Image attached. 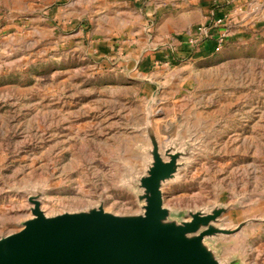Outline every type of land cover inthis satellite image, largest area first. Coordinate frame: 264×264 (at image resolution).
I'll return each mask as SVG.
<instances>
[{"label":"rangeland","instance_id":"obj_1","mask_svg":"<svg viewBox=\"0 0 264 264\" xmlns=\"http://www.w3.org/2000/svg\"><path fill=\"white\" fill-rule=\"evenodd\" d=\"M130 1L0 0V239L34 198L48 216L141 214L155 136L181 155L162 186L170 220L225 209L216 227L240 229L208 248L264 264V38L145 65Z\"/></svg>","mask_w":264,"mask_h":264},{"label":"water","instance_id":"obj_2","mask_svg":"<svg viewBox=\"0 0 264 264\" xmlns=\"http://www.w3.org/2000/svg\"><path fill=\"white\" fill-rule=\"evenodd\" d=\"M151 156L147 175L140 179L141 214L118 216L99 207L48 216L41 202L31 199L32 217L19 232L0 239V264H222L205 241L240 228L216 227L226 213L222 208L171 221L162 186L175 177L181 155L169 150L163 155L153 136Z\"/></svg>","mask_w":264,"mask_h":264},{"label":"crops","instance_id":"obj_3","mask_svg":"<svg viewBox=\"0 0 264 264\" xmlns=\"http://www.w3.org/2000/svg\"><path fill=\"white\" fill-rule=\"evenodd\" d=\"M130 4L131 15L127 14L125 19L135 13L141 31L148 35V38L140 37L138 45L139 50L147 53L145 65L176 59L201 61L215 55L216 39L223 32V25L213 28L211 36L195 49L188 46L187 40L199 26H211L219 18H227L231 28L227 47L264 38V0H227L226 3L225 0H134ZM149 20L156 21L153 32L148 30ZM131 41L138 42L135 38ZM188 54L191 56L186 58Z\"/></svg>","mask_w":264,"mask_h":264},{"label":"built area","instance_id":"obj_4","mask_svg":"<svg viewBox=\"0 0 264 264\" xmlns=\"http://www.w3.org/2000/svg\"><path fill=\"white\" fill-rule=\"evenodd\" d=\"M227 21V18H219L216 19L211 24V26H199L193 33L189 35V38L187 40L188 46L191 49H195L198 45H200L211 36V31L213 28H217L223 25L225 28L223 29V32L218 35L214 49L215 53L221 52L226 46L227 40L231 34V28L227 24Z\"/></svg>","mask_w":264,"mask_h":264},{"label":"trees","instance_id":"obj_5","mask_svg":"<svg viewBox=\"0 0 264 264\" xmlns=\"http://www.w3.org/2000/svg\"><path fill=\"white\" fill-rule=\"evenodd\" d=\"M227 2V0H225V3ZM189 56H191V54H188L186 58H189Z\"/></svg>","mask_w":264,"mask_h":264}]
</instances>
